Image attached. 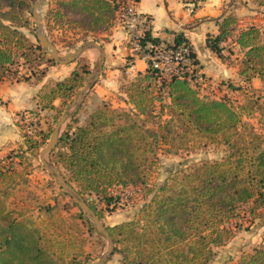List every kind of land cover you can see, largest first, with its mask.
<instances>
[{"label":"trees","instance_id":"1","mask_svg":"<svg viewBox=\"0 0 264 264\" xmlns=\"http://www.w3.org/2000/svg\"><path fill=\"white\" fill-rule=\"evenodd\" d=\"M128 1L131 0H58L57 7L50 11V19L62 27L66 13L72 11L83 16L76 22L84 29L109 30L117 20L120 4ZM182 1L186 5L194 4L196 9L204 0ZM23 6L21 0H0V83L18 77L20 68L13 69L18 58L23 60L22 64H30L29 54L18 55L14 51L23 47L18 38L26 39L13 29L14 12ZM236 23L235 17H227L220 35L208 40L209 48L222 60L225 57L220 45L232 36ZM263 37L256 26L238 37L237 42L245 52L240 75L247 82L256 77L264 82ZM30 42L26 49L38 48ZM148 42L161 44L146 33L142 46ZM182 44L191 47V56L197 64L189 40L182 34L176 35L174 45ZM48 61L49 65L55 64L51 59ZM75 63L77 66L67 79L53 84L50 90L46 86L41 94L42 105L53 106L58 99L64 105L77 89V80L91 74L86 68L80 73V59ZM22 79L29 78L22 75ZM133 82L127 91L128 103L133 107L130 114L157 120L153 128L146 129L148 137L139 133L137 123L117 121L113 117L103 119L106 111L100 108L86 126L67 127L50 152H57L55 167L61 166L70 181L80 185L83 191L95 193L99 198L105 194L103 199L110 205L114 198L109 195L111 187H135L145 180V165L154 164L162 147H167L165 152L170 154L178 151L176 142L188 144L194 137L229 147V155L223 161L195 167L185 173L181 185L165 186L159 194H153L150 203L142 208L144 219L134 217L106 227L123 264H157V260L169 264H210L215 255L211 247L223 246L234 237L232 220L242 214V208L248 207L246 213L253 220L264 209V137L243 123V117L256 102L249 100L248 104L237 107L225 99L203 97L188 79L166 80L150 66ZM47 141L48 138L38 146V151ZM134 148L140 153L133 151ZM12 170L13 166L0 165V185L6 178L12 181ZM89 207L103 221L96 207ZM5 209L0 197L3 223L0 224V264H61L42 246L38 230L29 229ZM240 264H264V247L244 257Z\"/></svg>","mask_w":264,"mask_h":264},{"label":"rangeland","instance_id":"2","mask_svg":"<svg viewBox=\"0 0 264 264\" xmlns=\"http://www.w3.org/2000/svg\"><path fill=\"white\" fill-rule=\"evenodd\" d=\"M21 1H23L24 6L23 9L17 8L14 12L15 24L13 27L15 28L13 29L26 39L18 38L23 47L14 51L19 53L18 55L29 54L30 64L24 65L22 64L23 60L18 58L16 60L17 65L13 69L19 70L21 68L26 73L40 76L44 71H48L50 66L48 59L51 57L48 50L36 38V24L31 13V7L37 0ZM57 1L47 0L41 8V14L44 22V34L57 47L62 58L71 56L87 42H96L102 47L109 42V34L117 20L109 30L90 31L76 22L83 16L69 11L64 19L65 25L61 27L59 23L50 19V11L57 7ZM252 2L257 7H264V0H252ZM6 24L9 25L10 23L7 22ZM262 25L264 29V23ZM30 41L38 48L26 49ZM127 44L130 49L134 47L132 42H127ZM142 53L146 55L149 51L144 49ZM99 58V51L96 48L87 49L79 57L80 73L83 74L85 68L90 69L91 74L96 71ZM124 59L127 62H132L134 57L126 54ZM55 64L57 63L55 62ZM120 68L122 73L118 90L105 101H102L98 93L93 90L94 87L91 88L78 112L63 126L62 135L67 131L68 126H86L91 121V117L101 108L106 111L103 119L113 117L117 121L137 123L139 133L148 137L146 129L153 128L157 120L150 118V116L130 114L133 107L128 103L127 91L130 90L133 80L128 78L123 66ZM91 74L77 80V89L64 105L59 104V102L53 106L50 104L42 105L38 110L29 112L22 123H18L23 136V146L16 151L30 152L35 161L29 163L27 159H24L22 169L11 171L13 173L12 181L6 178L3 185H0V197L5 205L6 213L22 222L29 229L38 230L41 235L42 246L52 253L61 264H89L91 261L90 264H92L98 261L108 249L107 241L97 231L89 217L44 168L39 155L40 151H38L39 145L41 146L47 138L49 141L62 115L71 109L80 91L89 81ZM23 75L25 74L23 73ZM21 76L19 74L16 78L20 80ZM101 76L95 85L102 80ZM194 84V88L198 90L201 96L216 100L225 99L237 107L248 104L249 100L255 101L256 104L252 110L248 109L243 117V123L264 137V84L257 88L248 87L246 89L231 85L228 90L227 88L224 90L211 88L212 85L203 87L197 83ZM50 87L51 85L48 89ZM166 116L165 113L164 119ZM176 143V148H178L176 152L170 154L165 152L167 147H162L157 151L154 164L145 165V180L137 186L124 188L121 185H113L109 192V195L114 197L110 205H107L106 200L103 199L105 194L100 195L99 198L95 193L83 191L80 185L70 181L69 175L61 166H56V169L66 175L69 184L78 193L82 191V194H79L88 205L96 207L103 218L101 222L106 227L115 226L134 217L144 219L142 208L150 203L153 194H159L165 186L176 187L181 185L185 173L204 163L223 161L230 151L229 147L223 144L207 142L206 139L198 137L191 138L188 144H182L180 141ZM136 150L140 153V150L133 149V151ZM56 154L57 152L46 155V160L54 166L57 160ZM247 210L248 207H243L242 214L232 220V227L235 228L234 237L223 246L211 247L215 255L210 264H240L244 257L253 254L256 249L264 247V209L260 210L261 216L255 220L246 213ZM0 224L3 223L0 222ZM167 260H169V252L167 253ZM121 262L122 256L114 252L109 264H122ZM157 264L169 263L164 260H157Z\"/></svg>","mask_w":264,"mask_h":264},{"label":"crops","instance_id":"3","mask_svg":"<svg viewBox=\"0 0 264 264\" xmlns=\"http://www.w3.org/2000/svg\"><path fill=\"white\" fill-rule=\"evenodd\" d=\"M134 2L137 13L149 19L146 28L142 29L141 23L136 30L141 34L150 33L152 37L159 39L161 44L169 46L175 44L176 35L182 34L193 48L197 61L195 70L206 77L212 85L211 88L228 90L230 85H235L246 89L257 88L264 84L257 77L247 82L240 75L245 52L237 42L240 34L251 26L264 31L262 27L264 7L255 6L252 0H204L196 9L186 5L182 0ZM229 16L235 17L237 23L232 36L220 45L225 57V60H222L209 48L208 40L220 35L222 23ZM128 41L125 27L116 23L109 34V42L103 45L106 58L102 80L93 88L102 101L118 90L122 73L120 66H123L124 71L127 72L133 65L137 77L144 75L148 69L147 60L139 53L134 54L128 47ZM126 54H130L134 60L127 62L124 59ZM76 66L75 62L69 65H50L42 77L26 73L20 68L19 74L24 73L28 80L12 78L0 83V165L2 167L13 166V171H18L24 167V159L34 163L35 159L30 152L16 151L23 146V136L18 123H22V119L27 118L29 112L41 108L44 103L41 94L46 86L64 81ZM57 102L61 103L58 99L55 100L54 105ZM112 257L106 264L111 262Z\"/></svg>","mask_w":264,"mask_h":264},{"label":"water","instance_id":"4","mask_svg":"<svg viewBox=\"0 0 264 264\" xmlns=\"http://www.w3.org/2000/svg\"><path fill=\"white\" fill-rule=\"evenodd\" d=\"M46 2L47 0H37L36 3H34L31 7V13L33 15V18L36 24V38L40 42V44L46 50H48V53L54 62L60 65H69L77 61V59H79V57L87 49H90V48H96L99 51V55H100L96 71H94L91 74L89 81L84 86V88L80 91L78 98L76 99L75 103L72 105L71 109L66 111L62 115L61 119L57 123L56 127L54 128L50 136L47 146L44 149H42V151L40 152V158H41L44 168L53 176V178L62 187V189H64L70 194V196L76 201V203L80 206L83 212L89 217V219L95 225L97 231L107 241L108 243L107 251L100 257L98 261L92 263V264H106L115 252V243L112 240V238L109 236L106 230V226L101 222L97 214L90 209L85 199H83V197L74 189V187L69 184V182L61 174V172H59L54 165L50 164L46 160V155H49L50 152H52L58 145L62 137L63 126L67 123L68 120L72 119L75 116V114L78 112V110L82 106L83 101L86 98L89 90L94 87L96 81L101 76L103 69H104V65H105L106 54H105V50L103 49V47L99 45L98 43L87 42L83 44L82 46H80L75 51V53L72 54L71 56L62 58L59 54L57 47L44 34V22H43V17L41 14V8L46 4Z\"/></svg>","mask_w":264,"mask_h":264},{"label":"built area","instance_id":"5","mask_svg":"<svg viewBox=\"0 0 264 264\" xmlns=\"http://www.w3.org/2000/svg\"><path fill=\"white\" fill-rule=\"evenodd\" d=\"M189 6H194V4L190 3ZM148 21V18L142 17L137 13L134 1L120 4L117 13V23L125 27L129 38L128 42L134 44L133 52L143 55L144 49L149 51L148 54L143 55L147 60L148 67L150 66L153 70L158 71L161 77L166 80L175 77L188 79L192 85H195L194 83L203 87L211 85L203 74L195 70L194 66L196 64H194V59L191 56L192 51L189 45H153L148 42L145 46H142L146 33L141 34L136 30V27L142 23L143 25L145 24V26L142 25V29L146 28ZM126 75L133 81L137 79L133 65L130 66Z\"/></svg>","mask_w":264,"mask_h":264}]
</instances>
